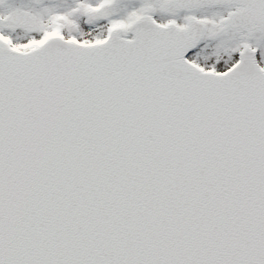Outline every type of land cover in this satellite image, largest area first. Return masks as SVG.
<instances>
[{"label":"snow or ice","instance_id":"snow-or-ice-1","mask_svg":"<svg viewBox=\"0 0 264 264\" xmlns=\"http://www.w3.org/2000/svg\"><path fill=\"white\" fill-rule=\"evenodd\" d=\"M0 264H264V0H0Z\"/></svg>","mask_w":264,"mask_h":264}]
</instances>
